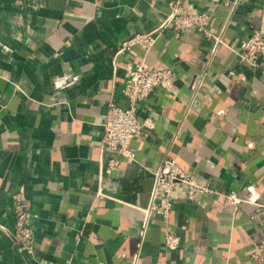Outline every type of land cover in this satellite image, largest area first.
Wrapping results in <instances>:
<instances>
[{"label":"crops","instance_id":"0c3cea01","mask_svg":"<svg viewBox=\"0 0 264 264\" xmlns=\"http://www.w3.org/2000/svg\"><path fill=\"white\" fill-rule=\"evenodd\" d=\"M168 1L0 0V264H257L258 246L264 264V59L252 69L237 55L263 0H182L211 14L214 55L212 41L169 28L147 53H119ZM142 61L174 81L136 104L147 128L127 161L104 150L103 123L108 105L128 108L126 67ZM165 157L211 192L198 203L177 192L168 218L144 228L148 169ZM112 158L120 166L106 173ZM20 187L36 215L28 251L12 238ZM229 193L243 201L236 213Z\"/></svg>","mask_w":264,"mask_h":264},{"label":"built area","instance_id":"2783aa9c","mask_svg":"<svg viewBox=\"0 0 264 264\" xmlns=\"http://www.w3.org/2000/svg\"><path fill=\"white\" fill-rule=\"evenodd\" d=\"M217 2V0H212ZM261 19L257 30L247 39L239 42L238 57L250 68H257L260 59H264V0L261 6ZM211 14L206 11L188 9L182 0H170L162 14L161 22L149 33L136 34L122 41L119 53L128 52L132 47L139 46L145 53L149 51L157 38L166 30L171 29L175 36L187 33H198L207 41L213 42L210 54L214 55L217 45L222 44L219 35L210 30ZM174 73L167 69H158L149 63L128 64L125 72V82L122 95L128 101L127 109H120L113 104L108 105L103 123L102 145L104 150L120 156L127 161L134 159V151L129 146L132 139L139 137L147 128L136 115V104L146 99L157 87L172 88ZM202 81L198 82V86ZM120 166L117 158L109 160L106 173L116 171ZM153 178V187L147 209L143 212L144 228L152 216L167 219L171 213L174 195L182 192L191 202L198 203L204 193L211 192L206 186L199 185L195 179L181 172L175 162L167 157L152 169H148ZM243 201L234 193L223 196V205L232 213L238 211ZM13 233L12 238L21 251L33 248L34 220L36 215L31 210V204L23 188H19L12 200ZM144 231V229H143ZM141 232L139 237L143 238ZM164 245L169 251H177L180 247V237L167 232ZM140 246V245H139ZM252 258L257 264H263L259 257L261 247H257ZM136 260V258H135Z\"/></svg>","mask_w":264,"mask_h":264}]
</instances>
